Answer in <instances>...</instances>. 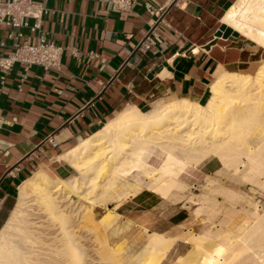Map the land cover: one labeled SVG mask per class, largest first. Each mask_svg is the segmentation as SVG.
Masks as SVG:
<instances>
[{
  "label": "crops",
  "instance_id": "1",
  "mask_svg": "<svg viewBox=\"0 0 264 264\" xmlns=\"http://www.w3.org/2000/svg\"><path fill=\"white\" fill-rule=\"evenodd\" d=\"M33 1L43 10L40 27L27 18L21 41L42 37L63 53L58 68L0 65V230L24 182L41 170L74 176L62 157L125 108L204 103L219 69L253 73L261 61L249 59L262 47L223 20L238 0H134L128 10L113 0ZM10 30L0 23V62L15 50ZM144 39L150 47H139ZM205 169L217 175L223 167ZM183 203L144 188L114 211L126 233L176 234L200 226Z\"/></svg>",
  "mask_w": 264,
  "mask_h": 264
},
{
  "label": "bare ground",
  "instance_id": "2",
  "mask_svg": "<svg viewBox=\"0 0 264 264\" xmlns=\"http://www.w3.org/2000/svg\"><path fill=\"white\" fill-rule=\"evenodd\" d=\"M223 20L264 48V0H238ZM223 69L215 74L204 104L179 99L149 113L132 106L104 123L62 157L77 176L62 179L45 170L33 174L21 186L16 206L0 230V264H161L178 239L186 251L173 264H264V209L245 220L241 231L231 221L223 222L238 210L240 199L223 184L225 177L230 174L264 191V58L253 73ZM180 148L185 156L178 154ZM213 157L223 169L212 176V191L194 201L181 173L187 165L198 166ZM166 175L180 181L176 190L188 193L185 200L196 220L208 227L200 228L203 234L195 235L189 228L176 234L147 228L143 242L131 250L121 247L98 262L89 259L71 223L72 214L82 209L85 189L96 192L93 203L116 199L118 207L143 189V181L131 177ZM73 195L79 200L73 201ZM33 211L43 212L59 228H35ZM118 217L110 209L102 222L110 228ZM190 233V238L184 237Z\"/></svg>",
  "mask_w": 264,
  "mask_h": 264
},
{
  "label": "rangeland",
  "instance_id": "3",
  "mask_svg": "<svg viewBox=\"0 0 264 264\" xmlns=\"http://www.w3.org/2000/svg\"><path fill=\"white\" fill-rule=\"evenodd\" d=\"M263 58H264V49L260 48L258 52L255 53V55H252L251 59H249V62L252 61L258 64V62ZM148 110H143V111H148ZM178 154L181 156H185L182 148L178 150ZM155 158L158 160L160 159L159 157H155ZM206 163L207 164L211 163L212 166L214 167L219 165L221 162L215 157L209 158L203 161L198 166L187 165L185 167V170L182 171L181 173L180 179L184 181V183L187 184L193 190V194L191 198L194 201L203 198L204 195H207L213 189L212 184H210V181L212 176L214 177L215 174H208L206 172L205 169V166L207 165ZM77 175L78 174L75 173L74 176ZM229 176L231 177H227V178L225 177L223 179V184L232 191H234L235 193H237L240 196V199L236 205V208L238 210L235 213L229 212L228 215L224 216L223 222L225 224H229L232 222L234 226L233 228H236V230L241 231V228H244L243 226L246 224L245 220L248 221L249 218H251L253 215L259 213V211L260 213L263 211L264 208L262 207V205H264L263 203L264 191L263 188L261 189V187L258 185H252L246 181L240 180V178L237 179L238 177H232V175L230 174ZM131 180L133 181L142 180L143 189L147 188L161 194L162 196L165 195L164 197L166 198L167 196V199L169 200L171 199V195L175 193L174 202L183 201L184 202L183 204L188 203V201L185 200L187 199L185 197H188V193L181 192L180 190L175 189L180 181L170 178L167 175L158 177L156 179H152L149 176L147 177L143 176V178H141V176H136V177H131ZM95 196H96V192H94L92 187L85 189V192L82 194V198H80V202H82L81 205L82 209L75 211L72 214V218H71V223L73 224V226H75V228H77V230L79 231V235L81 234L80 235L81 242L82 245H85L84 248L89 253L88 256L90 257L89 259L91 260L96 259L95 261L98 262L99 260L98 258H100V256L102 259L106 258L107 256H111L112 249H119L122 247L121 249L127 251V250H131L135 246L140 245V243H142L144 240V236H140L141 234H137L134 232L126 233L125 232L126 228L118 227L120 224H118L117 221L110 228L107 227V225L104 224V222H102V218L106 215V213L110 209H112L113 211L115 210L117 200L115 199L114 201L113 200L109 201L103 205L98 202L93 203L91 201V199H95ZM218 198L219 201H223V198L221 196H219ZM73 199H74L73 201H77V199L79 200L78 196L75 195H73ZM261 200L263 202H261ZM198 203L196 202L194 203V205L197 206ZM65 206L67 207L66 209H68V206L67 205ZM188 208L192 210L189 203H188ZM104 211L106 212L103 213ZM31 214L33 215L30 217V219L31 221L35 222L33 225L35 228L38 227L59 228V225L57 224L55 226L56 223L51 222V220L49 219L50 217L45 216L43 212L39 213L38 211L37 212L33 211L31 212ZM221 225L222 224L218 223L217 227H221ZM200 228H208V227L200 225L199 227H193V229L191 230L193 231V234L201 235L203 234V232L200 230ZM193 234L190 233L184 237L190 238ZM215 244L218 243L215 242L213 245ZM185 251L186 248L182 245V243H179L177 246L172 247V249L168 252L167 256L165 257V260H163L161 264H173V262L177 259V257L185 253ZM215 253L217 255L219 254L217 251H215Z\"/></svg>",
  "mask_w": 264,
  "mask_h": 264
},
{
  "label": "built area",
  "instance_id": "4",
  "mask_svg": "<svg viewBox=\"0 0 264 264\" xmlns=\"http://www.w3.org/2000/svg\"><path fill=\"white\" fill-rule=\"evenodd\" d=\"M114 5L120 10H128L132 7L134 0H113ZM43 13L33 0H0V23L11 27L10 37L15 39V50L11 57L4 58L0 65L10 68L15 62L28 65L37 64L44 69L58 68L61 63L63 48L40 38L36 43L27 40L21 41L24 32L20 29L29 25L27 18L34 17L38 21L33 24L32 30L40 27V17ZM144 45L150 47L151 41Z\"/></svg>",
  "mask_w": 264,
  "mask_h": 264
},
{
  "label": "water",
  "instance_id": "5",
  "mask_svg": "<svg viewBox=\"0 0 264 264\" xmlns=\"http://www.w3.org/2000/svg\"><path fill=\"white\" fill-rule=\"evenodd\" d=\"M144 41H145V39H144ZM144 41H143V42H144ZM143 42L139 45V47H141V45L143 44ZM16 166H17V165H16ZM16 166H14V167H16ZM14 167H12L9 171H11ZM9 171H8V172H9ZM6 174H7V173H6ZM0 182H1V181H0Z\"/></svg>",
  "mask_w": 264,
  "mask_h": 264
}]
</instances>
